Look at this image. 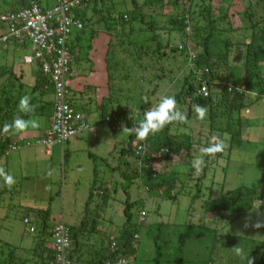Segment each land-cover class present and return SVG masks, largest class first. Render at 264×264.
<instances>
[{"label":"rangeland","instance_id":"rangeland-1","mask_svg":"<svg viewBox=\"0 0 264 264\" xmlns=\"http://www.w3.org/2000/svg\"><path fill=\"white\" fill-rule=\"evenodd\" d=\"M36 1L41 6L53 3V0ZM146 1L102 0V11H92L87 7L82 19L88 25L84 33L88 43L90 30L95 31V45L99 54L103 49L100 56L103 63L107 43H111L109 68L103 71L99 67L96 74L105 77L106 97H110V104L117 112L119 106L137 108L140 100L158 102L163 106L168 99L173 100L180 87V78L172 77H176L182 67V57L168 51V57L158 62L155 55L148 56L151 50H147L146 55V50L139 52L137 49L139 41L152 37L153 33L158 35L161 43L168 42L171 46L181 40L179 34L167 32L165 27L173 14V7L160 8L155 2L147 6ZM208 1L213 15L218 18L226 15L219 27L230 29L214 30L210 46L215 53L223 56L227 53L222 67L225 83L241 87L245 44L254 31L264 27V1ZM4 2L0 0V12L7 8ZM137 6L144 12V24L139 18L132 17ZM249 7L253 11L250 20L246 14ZM106 10L109 17L103 19ZM124 13L129 19L122 22L119 17ZM149 18L156 22V29L155 26L154 30L148 29ZM144 25L146 29H141ZM230 43L232 47L227 45ZM135 48L140 58L136 57ZM69 51L70 67H74V63L80 65L79 59L73 60L75 51ZM29 52L26 44L15 47L11 43H0V65L5 63L9 67L13 63V72L22 74V80L33 81L35 65L26 64L21 58ZM84 56V53L80 54V57ZM169 67L173 72L168 73ZM161 73L162 76H157ZM167 73L168 76H165ZM212 91L214 103H217V98L223 95L219 96L220 92L215 87ZM245 95L246 104L241 108L225 111L215 104L213 115L209 106H189L181 99L176 104L170 103L172 127L177 133H190L193 143L192 157L187 162L182 157H172L163 165H156L158 171L176 172L177 184L173 191H180L174 199L164 197L161 190H148L141 177L126 186L123 173L128 166L137 167L139 162L129 152H124L122 156L120 148H127L129 143L133 147L141 142V138L135 136L129 140L132 132L129 123L122 128L111 129L107 123L101 122L100 109L95 106L87 116L89 129L79 131L62 145L52 147H68L64 160L58 153L46 157L35 145L14 150L7 148L0 154V264H10L8 254L11 250L14 256L28 259L24 264H36L31 257L36 258L33 245L39 225L34 214L37 209H47L51 223L62 220L69 225H77L86 213L91 217L99 214L97 232H84L80 237L81 250L87 254L91 246L101 242L103 235L119 236L125 222L126 198L130 202V221L138 236L135 255L130 257L131 264H154V236L158 233L162 239L157 243L164 245L158 264H207L210 256L208 245L215 237L221 241L218 248L220 257L214 260V264H264V205L254 199L245 213L226 212L221 216L204 212L202 207L205 200L220 193L264 180V94L258 97L251 93ZM84 112L87 113V110ZM45 124L43 115L34 114L14 125L12 132L21 128H28L29 132L32 127ZM90 130L96 132L93 138L88 134ZM27 137L33 138L30 135ZM84 138L86 142H83ZM77 142H81L79 147H74ZM89 151L93 155L89 156ZM89 191L92 192L90 197ZM103 202L105 205L100 208ZM24 217L28 219V224L23 223ZM187 224L192 225V235L187 238L180 255L182 261L177 262L174 260L179 255L174 253L177 233ZM29 225L35 230L29 232ZM163 233H166L165 239ZM14 262L11 264H20L17 260Z\"/></svg>","mask_w":264,"mask_h":264},{"label":"trees","instance_id":"trees-1","mask_svg":"<svg viewBox=\"0 0 264 264\" xmlns=\"http://www.w3.org/2000/svg\"><path fill=\"white\" fill-rule=\"evenodd\" d=\"M6 7L3 11L16 10L19 6L23 5L24 0H4ZM149 5L155 2L160 8L165 6L173 7V14L169 18L168 23L165 24L167 27V32L175 31L181 36V40L175 46H171L168 42L161 43L158 39V35L153 33L152 37H147L139 41L140 46L138 50H151L148 56L155 55L156 60L161 62L164 58L168 57L166 52L173 51L177 56L182 57L183 64L182 67L178 69L176 77L173 79L180 78V87L178 91L175 92L172 99H168L167 104L161 105L165 110L164 113H153L148 118L138 119V124L142 126V142L145 145V149L141 154H135L136 145L131 147L130 143L127 148H122V156L124 152H129V154L136 157L138 160V166L132 167L128 166L127 170L123 173L126 186L128 187L130 183L135 178H143L144 184L148 190H161L164 197L169 199H174L177 193L174 192V188L177 184L176 172L170 171H158L156 165H163L169 158L172 157H182L184 161L187 162L189 157H192V146L190 133H177L172 127L173 120L170 117V103H178L181 100L187 101L188 105H197L200 107L209 106L210 113L213 115L212 109L218 104L222 107V110H232L238 109L244 106L246 95L243 92H239L235 89L228 91L227 83H225V73L222 72L224 60H226L227 53L223 56L219 53H215L210 46L211 35L214 30L225 29L219 27V23L226 15L223 14L218 18L211 12L210 3L208 0H147ZM146 1V2H147ZM264 1V0H256ZM102 0H95L92 3L85 4L82 8L74 9L72 13L74 16L78 17L84 24L85 7H90L92 11H102V5H100ZM157 6V7H158ZM250 6V5H249ZM253 6V5H252ZM199 7L198 9H196ZM250 9V11H249ZM252 10L249 7L246 13L249 20L252 18ZM109 17V12L106 10L105 14L102 15L103 19ZM133 19L139 18L140 23L144 24V12L138 8L132 15ZM128 14L124 13L119 17L120 21L128 20ZM150 21L147 23L148 29H156V22L149 18ZM146 25L141 27L145 28ZM153 26H155L153 28ZM5 28L4 25L0 23V30ZM84 28V27H83ZM168 41V40H167ZM17 43L16 41H12ZM152 42V47H151ZM131 42L128 43V45ZM22 44H27L23 41ZM111 43H107V49L105 53V63L106 70L109 68V47ZM232 47L231 43L227 44ZM29 46V45H28ZM180 46V48H178ZM194 52V58L192 60L193 67L187 66V60L189 57V50ZM136 57L140 58L138 52H136ZM144 54V53H143ZM36 66L35 81L30 89L32 94L29 97H43L52 91L53 85L49 81L48 77L44 75L40 68V63L36 61L34 63ZM264 27L254 31L251 34L250 40L245 44V56L243 60L242 70H243V82L242 88L245 91L253 93L252 96L258 97L264 94ZM163 67L160 68V70ZM0 66V75L7 74L6 78L0 82V154L6 151L8 145L14 141L11 136L14 125L18 124L24 119H27L30 115H43L46 119L51 117L53 110V99L51 101H43L42 103L34 106L32 99L26 100L25 91H23V84L16 81L14 75L10 68ZM168 73L173 72L171 67L168 68ZM168 73L165 76H168ZM157 76H162L157 74ZM107 77L110 80V74L107 72ZM109 83V82H108ZM206 84L208 87V96L201 97L196 94L197 88L202 84ZM215 87L216 90L220 92L222 97L218 98L217 103H214L212 97V88ZM153 90V89H152ZM129 97V96H128ZM110 97H106L100 103L99 119L104 121V117L112 112H116L125 122V125L129 123L131 118L132 109L120 108L119 112L114 111L109 101ZM69 101V100H68ZM137 108L143 109L150 104L149 100L139 101ZM216 102V100H215ZM70 103V101H69ZM216 104V105H215ZM71 105V103H70ZM72 106V105H71ZM73 108V106H72ZM190 107H188L189 109ZM224 108V109H223ZM74 109V108H73ZM77 111L76 109H74ZM216 110V109H215ZM80 112V111H78ZM82 113V112H80ZM190 114V110L187 111V115ZM212 117V116H211ZM86 120V118H85ZM87 121V120H86ZM139 134V135H140ZM137 133L132 131L129 134V140L135 136H139ZM92 192L89 191V197ZM256 199L261 205H264V180H260L252 186H239L228 192H223L218 194L212 199L205 200L202 204L204 212L210 213L213 216H221L226 212L230 213H245L252 201ZM88 201V200H87ZM87 204V202H86ZM105 205V202L100 204V208ZM130 202L126 198V204L124 208L125 222L119 230V236L116 238L111 235H103L101 242L97 246H91L90 250L85 253L81 250L82 243L80 240L81 235L84 232L95 233L97 232V226L99 221V214L91 217L90 215L84 214L82 219L77 225H69L64 222V224L69 229V235L72 240V249L70 250V260L71 264H102L104 260L108 258H113L117 253L123 255L134 257L135 251L137 249V229L134 224L130 221L129 212ZM35 216L38 218V227L36 241L33 245V255L36 254V260L38 264H53L54 246L51 239L53 223L49 221V211L46 209H37L34 211ZM24 217L23 219H25ZM27 219V218H26ZM28 220V219H27ZM23 221V220H22ZM29 222V221H28ZM24 223V222H23ZM25 224V223H24ZM162 224H160L161 226ZM31 226V225H29ZM28 226V228H29ZM33 227V226H32ZM191 224L184 225L182 230L177 233V244L175 248V261H182L183 257L180 256L183 253V248L185 247L186 240L192 235ZM35 228L33 227L34 231ZM31 232V231H29ZM214 235L216 233H213ZM166 233H163L165 239ZM161 234L158 233L154 236L155 238V256L154 264L159 263V258L162 254L161 249L163 244H158L157 241L160 239ZM163 239V240H164ZM220 238L215 237L214 241L209 244L210 256L206 261L207 264H214V260L220 257L218 248ZM115 242V246L112 247L111 243ZM165 243V242H164ZM217 250V251H216ZM177 251V252H176ZM215 252V254H212ZM85 254L86 257L83 255ZM9 263H15L17 260L20 264H24L25 259L18 256H14L13 251L8 254ZM215 255V258H214ZM131 264V261H130Z\"/></svg>","mask_w":264,"mask_h":264},{"label":"built area","instance_id":"built-area-1","mask_svg":"<svg viewBox=\"0 0 264 264\" xmlns=\"http://www.w3.org/2000/svg\"><path fill=\"white\" fill-rule=\"evenodd\" d=\"M93 1L95 0H53L50 6L42 7L36 0H24L25 3L16 10H8L0 14V23L5 26L3 30H0V43L26 41L30 53L23 56V62L34 64L38 61L42 73L53 85V110L48 126L31 139L20 138L10 143L8 150L35 145L45 155H50L54 145H62L75 133L89 129L83 113L75 111L68 101L66 79L70 75L68 38L73 31L82 30L84 27L83 22L74 16L72 11ZM193 58L194 52L190 49L187 60V66L190 68L193 67ZM233 89L244 94L251 93L243 90L242 87L227 84L228 91ZM196 94L207 97L206 84L199 86ZM164 112L165 110L158 102L143 109H132L129 121L132 131L138 135L142 132L143 125L138 124V119L148 118L153 113ZM103 122L107 123L111 129L125 126L124 120L116 112L106 115ZM139 137L141 142L136 145L135 154H141L145 149L142 135L140 134ZM140 220H143L142 216ZM23 222L28 224L26 218ZM28 230L32 231L33 227L29 226ZM137 237L135 234L134 238ZM51 239L54 246L53 264H71L69 254L72 249V240L69 229L62 220L53 222ZM111 246L114 247L115 242H112ZM102 264H130V257L117 253L113 258L104 260Z\"/></svg>","mask_w":264,"mask_h":264},{"label":"crops","instance_id":"crops-1","mask_svg":"<svg viewBox=\"0 0 264 264\" xmlns=\"http://www.w3.org/2000/svg\"><path fill=\"white\" fill-rule=\"evenodd\" d=\"M42 7H48V5L47 6L42 5ZM86 8L87 7L83 8L84 9L83 11H86ZM87 26L88 25L86 24V22H84V28L82 30H79V31H73L68 38L69 49L74 50L76 53V55L73 56V60L79 59L81 64L78 65V64L74 63V67H72V66L70 67V75H68V77L66 79V86L68 89V100L70 101L71 105L77 111L82 112L84 117L86 118V120L88 122L87 116L92 111L91 110L92 106H95L96 108L97 107L100 108L101 101H103L106 98L105 87L107 85V81L105 80V77L103 75L100 76V75L96 74V71L99 67H102L103 71H104V69H106V63H103L102 58H100V56L103 53V49L100 50V54H99L97 47L95 45L96 40H97V36L94 33L95 31L90 30V33H89L90 34V40H89V43L87 42V39H86L87 37H85V35H84ZM85 40H86V42H85ZM90 41H91V43H90ZM7 43H11L15 47H19V46L24 45L22 43H19V42L14 43L12 41L7 42ZM7 43H5V44H7ZM84 43H85V45H84ZM90 45H91V47H90ZM85 46L88 47L87 50H85V48H84ZM4 47H3V49L6 48V47L5 48ZM83 53L85 54V56L80 57V54H83ZM24 55H27V54L22 55V57H21L22 61H23ZM83 59H85L84 64H83ZM4 61H6V60H4ZM89 62H91V64ZM12 64H11V66H12ZM7 65L5 63H3L0 66H3L7 69L8 68L12 69L11 66L8 67ZM35 70H36V66H35ZM11 71L14 75L15 80L23 84V91H25V94H27L26 97H28V98H26V100H29V98H31L34 106L42 103L43 101H51L53 99V93L51 90L48 91V93H46V95L43 97H29L32 95L30 93V89L33 86L34 81H35V73H34L33 81H31V80L25 81V80H22V74L15 73V72H13V70H11ZM6 75L7 74L0 75V82H2V80H4L6 78ZM106 75H107V73H106ZM120 108H123V107L119 106L118 109H120ZM85 110H87V113L84 112ZM49 121H50V116H49V118L46 119V124L44 126L32 127V129H30L29 132L27 130L28 128H21L18 131L12 132V134H11V136H13L12 141L18 140L20 138L28 139V137H27L28 135H30L31 137H35L36 135H38L41 131H43L48 126ZM101 122H103V121H101ZM88 124H89V122H88ZM89 127H90V125H89ZM26 132H27V134H26ZM88 134H89V136H91V138L96 136V132H94L92 130L88 131ZM83 142H86L85 138L83 139ZM80 143L81 142H79V143L77 142V145L74 147H79ZM122 148H124V147H122ZM122 148H120L121 149V151H120L121 155L123 152ZM68 151H69L68 147L64 148V146H60L59 149L53 148L51 154L45 155V156L46 157H53L55 153H58L60 155V157L62 158V160H64L65 156L68 154ZM88 155L89 156L93 155V153L89 151ZM25 260H28V259H25ZM35 260H36V258L34 259V256H32L31 261L34 262ZM36 264H38V262Z\"/></svg>","mask_w":264,"mask_h":264}]
</instances>
